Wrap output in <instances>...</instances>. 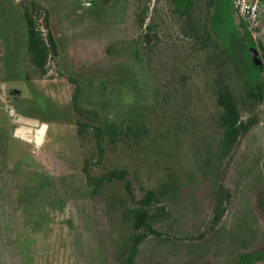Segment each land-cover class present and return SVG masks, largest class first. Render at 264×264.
I'll return each instance as SVG.
<instances>
[{"label":"rangeland","instance_id":"374dc122","mask_svg":"<svg viewBox=\"0 0 264 264\" xmlns=\"http://www.w3.org/2000/svg\"><path fill=\"white\" fill-rule=\"evenodd\" d=\"M32 1L58 43L44 77L28 54ZM178 6L0 0V264H125L145 232L134 212L149 190L161 198L150 209L157 233L132 264H239L244 254L264 264L254 254L264 250V71L248 56L233 0H193L194 30ZM218 80L249 126L226 155ZM8 104L49 124L42 146L14 136ZM115 169L128 170L132 193L126 180L105 179Z\"/></svg>","mask_w":264,"mask_h":264},{"label":"trees","instance_id":"16d2710c","mask_svg":"<svg viewBox=\"0 0 264 264\" xmlns=\"http://www.w3.org/2000/svg\"><path fill=\"white\" fill-rule=\"evenodd\" d=\"M174 3L176 5H179L177 8L178 14L181 17L188 18V25L195 24L194 22H192V20L194 19L192 10L193 0H174ZM43 9L44 7L38 2L32 1L31 6L25 5L23 10V17L25 18L28 31V54L31 65L35 70L36 75L39 77H44L47 75L50 56L58 54V43L51 30L50 15L48 12H45L46 14L44 18V27L46 28L47 32L44 33L42 30L43 28L41 29L38 26L36 14L37 12H41ZM190 25L189 29L194 30V28L190 27ZM201 31H203L202 28H196L194 31V36H196L197 39H203L204 41H206L207 39H205V36H207L208 32H202L204 34L200 35ZM216 84V101L222 110V114L220 116V127L222 128L220 151L223 155H226L234 150L236 144L238 143L240 135L246 128V125H244L241 120L240 111L230 86L227 83H223L222 80H218ZM76 99L77 94L74 95V100L76 101ZM75 106L76 109L81 111L77 103ZM84 125V123L78 122V133L80 135L83 134L84 128L82 129L81 127H84ZM97 129L98 138L99 140H101L103 138L104 130L100 127H98ZM130 133L138 136L140 135V130L138 128L136 129L132 127L123 130L113 128L110 132V134H112L113 136H120L122 134L129 135ZM128 175L129 173L126 169H115L108 172L105 175V179L108 181H113L115 179L126 180V189L129 193H132L131 182L127 179ZM88 181L90 184H92V179L90 176L88 177ZM102 181V179H98L96 183L100 185ZM160 202L161 198L156 190L147 191L146 194L139 200L140 206L134 212V227L137 230H144L145 232H138L133 237V243L131 244L129 251V259H127L125 264H132L139 243L144 238H146L149 233H157L156 229H154L151 224L152 214L150 212V209L154 204H158ZM254 254L257 255L255 259L264 256V254H261L260 252H256ZM248 256L249 255L247 254L242 255L240 257L239 264H250L251 259Z\"/></svg>","mask_w":264,"mask_h":264},{"label":"water","instance_id":"95a60500","mask_svg":"<svg viewBox=\"0 0 264 264\" xmlns=\"http://www.w3.org/2000/svg\"><path fill=\"white\" fill-rule=\"evenodd\" d=\"M252 54L253 62L257 65H261V61L258 55L254 52ZM5 83H2V88L6 92ZM18 94L19 91H13ZM10 117L12 122L18 125L14 128V136L23 141L34 143L37 146H42L45 143L49 124L42 121L40 118L35 116L26 115L17 111L13 104H8Z\"/></svg>","mask_w":264,"mask_h":264},{"label":"flooded vegetation","instance_id":"af4514ba","mask_svg":"<svg viewBox=\"0 0 264 264\" xmlns=\"http://www.w3.org/2000/svg\"><path fill=\"white\" fill-rule=\"evenodd\" d=\"M241 24L246 30L243 34V37H244V40L246 41V50H247L248 56L252 62V65L254 66V68L258 72H262V71H264V49L262 48L264 45V37L262 36V34L264 33V0H262L261 5L257 10L256 18H255L254 22L251 24H247L241 20ZM153 37H155V35H153ZM253 37L257 40L255 41ZM252 52H254L258 55V58L261 61L260 66H257L253 62L252 54H251ZM241 120H242V118H241ZM243 123H244V125H246L245 126L246 128L244 129V131L240 135V137L248 130V127H249L247 124H245V122H243ZM240 137H239V140H240ZM239 140H238V143H239ZM260 253L264 254V250L261 251ZM257 259H264V256L258 257Z\"/></svg>","mask_w":264,"mask_h":264},{"label":"built area","instance_id":"2783aa9c","mask_svg":"<svg viewBox=\"0 0 264 264\" xmlns=\"http://www.w3.org/2000/svg\"><path fill=\"white\" fill-rule=\"evenodd\" d=\"M87 1L91 3L92 0ZM261 2L262 0H233V5L239 18L243 22L251 24L256 18Z\"/></svg>","mask_w":264,"mask_h":264},{"label":"crops","instance_id":"0c3cea01","mask_svg":"<svg viewBox=\"0 0 264 264\" xmlns=\"http://www.w3.org/2000/svg\"><path fill=\"white\" fill-rule=\"evenodd\" d=\"M49 129V128H48ZM48 133V132H47ZM46 138H47V136H46ZM46 141V140H45Z\"/></svg>","mask_w":264,"mask_h":264}]
</instances>
